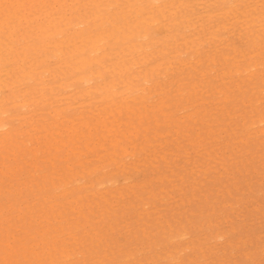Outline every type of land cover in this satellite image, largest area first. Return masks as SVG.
Returning a JSON list of instances; mask_svg holds the SVG:
<instances>
[{"label": "rangeland", "instance_id": "1", "mask_svg": "<svg viewBox=\"0 0 264 264\" xmlns=\"http://www.w3.org/2000/svg\"><path fill=\"white\" fill-rule=\"evenodd\" d=\"M181 1L189 5L188 10L196 11V14H193L194 20L190 26L181 28V32L171 33V35H177L176 41L171 38V35L169 36V32H166L163 26L157 28L160 32L158 31L159 34L156 37L159 39L153 46H150V51H154V53L147 63H143L149 70L152 65L157 68L152 75L151 89L148 90V94H152L136 99V102H128L132 109L124 106L110 107L109 104H105L107 102L102 100L98 92L87 91L89 83L78 81L71 87H63L66 89L60 88L59 82H55L56 84L52 82L47 73L43 76V79H46V85L55 87L52 94L58 93L59 96L50 95V89H47V96H52V98L49 100L39 99L44 102L37 101L36 105H32L37 109L35 115L29 119L32 126L26 121L27 118H24L27 115L25 108H20L18 113L22 118L13 120V126L21 132L17 139H13L15 144L13 141L6 142L5 146L0 148V264H4L10 259H13L15 264H27L30 262L29 260L31 262L28 264H32V262L34 264H39V262L40 264H46V262L47 264H71L70 262L77 264H264V131L258 130L260 124L253 123L259 111L264 113V84L261 78L264 73V35L257 36L258 21L255 25L251 21L246 23L249 17L247 18L244 13H239L238 17H234V12L244 11L246 5L244 3L248 1L251 4L254 0L237 1L240 8L239 10L233 9L234 12L231 11V8L228 9L232 5L229 0ZM204 1L209 3L207 7L204 6ZM261 3H264V0L254 2V6L260 7ZM57 6H54L55 9L58 8ZM236 7L238 5L234 8ZM180 8H183L182 5L176 7V9ZM207 9H209L208 12ZM210 11L212 16L207 17L205 14ZM220 12L222 13L220 14ZM199 15L204 16L197 22L196 30L200 32L197 35H191L190 33L194 29L190 28L193 27V23L197 21ZM200 23L203 25L200 26ZM260 32L262 31L260 30ZM212 34L215 35L212 36ZM196 37L199 39L196 40ZM252 37H255L254 41ZM178 40L180 41L177 42ZM192 40H196L195 43L198 44L186 48V45H192ZM199 40L202 41L199 42ZM174 47L182 51L180 58L173 57L181 52L172 53ZM193 49H198V51ZM248 53L253 54H251L252 58ZM50 57L47 65L54 68L57 65L56 58L53 55ZM234 57H239V59H233ZM195 58H197V62L194 60ZM179 59L187 61V65H181L182 61ZM248 60L256 61L259 68L256 75L253 74L249 78L247 73L254 70L255 67L242 71L250 63ZM169 61H173L172 65ZM149 63H152L151 67L148 66ZM160 63L162 66L159 69ZM166 63L168 64L165 65ZM105 65H109L108 60L105 61ZM94 67L96 68V65ZM196 67L197 69H195ZM235 67L240 69L239 72L234 69ZM5 69L10 70V64ZM106 76L111 78L108 73ZM170 77L172 80L169 79ZM121 79L119 78L118 81ZM177 82H181L182 85ZM121 85L122 82L116 86L118 91L122 90ZM20 87L29 90V85L25 80H22ZM155 90L157 91L154 92ZM11 92L13 91H10L8 87H4L0 94L11 96ZM192 93L196 94V97ZM71 94L72 100L62 98ZM186 96L187 98H185ZM222 96L227 98L224 99ZM37 98L35 96V99ZM69 101H71V106L65 108ZM139 103L140 105H138ZM158 104L161 107H158ZM257 105L260 107L256 110ZM89 108L95 109L96 112L91 114L88 111ZM105 108H107L106 112ZM111 108L113 109L112 114L110 113ZM56 109H62V117L69 116L72 119L63 118L61 119L63 121L58 123V119L54 117ZM163 110L165 113H161L164 112ZM82 111L84 113L78 116V113ZM97 111L101 112L100 115L103 117L97 115ZM106 114L107 116H105ZM113 114L117 119H114ZM82 116L87 118L88 125L83 123ZM103 118L106 124L104 125L102 122L101 126L100 119ZM81 119L83 124L80 123ZM112 120L113 122H111ZM207 120L210 123H207ZM243 120L244 122H242ZM70 121L72 126H70ZM156 121L159 123L156 124ZM54 122L58 124L55 125ZM125 122H129V124ZM168 122L169 124H167ZM44 123L45 128L42 127ZM110 123L111 126H109ZM131 123L133 125H130ZM143 125L144 127H142ZM67 126L69 127L66 128ZM78 126L79 128L74 129ZM100 126H107L110 131L114 126V128L119 126L123 130L120 128L119 131L112 130L113 133H111L106 127L101 128ZM40 127L41 129H39ZM47 128L49 131L53 128V131L48 132ZM54 128H58L59 131L57 129L55 131ZM80 129L83 131L80 132ZM88 130L91 134H88ZM38 133L41 135L39 136ZM73 133L78 136V139ZM105 134L109 136L106 137ZM54 135L59 139L56 138V140ZM115 135L118 137L115 138ZM201 135L203 139H201ZM29 137H33L32 140ZM37 137L38 140H36ZM60 139L65 144L59 142ZM102 139L105 141L103 142ZM28 140L31 142L29 143ZM112 142H116V144ZM133 142H136V146L132 145ZM55 144L57 147L60 145V148L58 149ZM84 144H87V147ZM91 144L92 147H89L88 145ZM67 145L76 150L72 151ZM28 146L31 150L28 149ZM124 146L130 151L135 147V150H132L134 156L124 157ZM47 149L50 150L47 151ZM34 151L37 153L35 154ZM99 151H101L100 155ZM110 154L116 160H112ZM97 155L101 159L97 158ZM155 156H157L156 159ZM80 159L83 162L78 161ZM50 160L51 163L53 161L52 164ZM104 160H109L111 163ZM138 160L141 162L137 164ZM32 161L33 164H31ZM76 161L78 162L76 163ZM115 161L117 162L115 163ZM35 165L36 168H34ZM10 167L13 170H10ZM117 168L119 169L117 170ZM111 170H113V174ZM52 174L55 175L52 176ZM63 183H67L66 187H71L72 190L69 191L67 188L65 191L62 190L64 187L60 184ZM77 185L81 187L79 186V188ZM227 190L231 193L229 194ZM73 196L76 199H73ZM81 200H83L82 203H80ZM106 208H110V210H106ZM89 209L93 210V213ZM121 210L123 211L121 212ZM48 213L49 215H47ZM87 216L88 218H86ZM47 217L49 218L47 219ZM90 224L92 225L90 226ZM93 225L94 227H92ZM111 225H113V229L110 228ZM170 230L172 232H169ZM143 233L148 234L144 235ZM183 234L189 235L184 236ZM176 236L177 240L174 238ZM18 238L24 240L20 241ZM51 241L56 247L51 246ZM22 243L27 249L29 245L32 249L36 248L35 251L40 256H36V253L34 255L35 251L30 250V247L28 250L30 253L32 252L31 255L27 249L23 250ZM59 245H62L63 248ZM64 246L66 247L64 248ZM73 248L74 250H72ZM38 249L40 250L37 251ZM47 249L50 252H47ZM53 249L54 251H52ZM68 249V253L71 255H68L67 258L65 254ZM23 251H26L25 255L28 257L23 256ZM72 253H76L75 257L72 256ZM93 253L95 254L91 256ZM43 255L46 256V259ZM33 256L37 261L39 257L45 261L35 262ZM48 258L52 261L57 260L59 263L50 262ZM68 261L70 262L68 263Z\"/></svg>", "mask_w": 264, "mask_h": 264}, {"label": "bare ground", "instance_id": "2", "mask_svg": "<svg viewBox=\"0 0 264 264\" xmlns=\"http://www.w3.org/2000/svg\"><path fill=\"white\" fill-rule=\"evenodd\" d=\"M230 1V5L228 9H232L231 11H233V9L239 10L240 6L239 4H237L236 2H242L239 0H229ZM178 2V4H177ZM187 2V1H186ZM254 2H258V0H254ZM254 2L250 4V2H246L244 4H246L244 7V11L240 12L237 11L236 13L234 12V17H238L239 13H244L245 16H247V18L249 17V19L246 20V23H248L249 21L254 22V25L257 23L258 21V27H259V32L257 36H260V34L264 35V3L259 4L260 7H255L254 6ZM236 5H233V4ZM58 4V6H57ZM204 6L207 7L209 5L208 2L204 1ZM3 5H5L3 7ZM182 5L183 8L180 9H176L177 6ZM236 8H234L235 6H237ZM256 5V4H255ZM54 6H57L58 8L55 9ZM188 4H184L183 1L181 0H0V93L2 92L4 87H8L10 89L11 92V96H6L5 94H0V148H2L3 146H5V143H9L12 142L13 139H17V136L19 135V133L21 131L18 130L17 127L13 126V120L15 119H21L22 117H19V113L18 111L20 110V108H25V112L27 113L26 116H24V118H27L26 121L29 122V119H31L33 117V115H35L36 112V108L33 107L32 105H36L37 101H42L44 102V100H49L52 98V96L48 97L47 96V89H50L49 93L50 95H58V93H53L55 87L53 86H47L46 84V79H43V76L47 73L50 76V79L52 82H59V87L63 88V87H71L73 85V83L75 82H85V83H89V88L87 91L91 92H98L101 97L102 100L104 102H107L105 104H109L110 107H115L117 106H124L126 108H130L131 106L129 105L128 102L133 101L136 102V99L138 100L139 98H145L148 95L151 96V94L149 93V89H151L152 86V75L154 74V72L157 70V68H155V66L152 65V63L148 66L152 68H150L151 70L145 68V65L143 64L144 62L147 63V60L150 58V56L154 53V51H150V46H153V44L155 43L156 40H158L159 38L156 37L159 31V29H157L159 26H163L166 30V32H169V36L171 35L172 32H181V28H185L187 26H190L194 20L193 14H196V11H193L192 9H187L188 8ZM234 6V7H232ZM257 6V5H256ZM223 9V8H222ZM207 12L209 11V9L206 10ZM213 11V10H212ZM222 11V10H221ZM227 12L229 10H226ZM225 11V12H226ZM222 12H220L221 14ZM257 13V15L255 16V14ZM207 17H211L212 13L211 11L207 14H205ZM230 15V14H229ZM225 16V15H224ZM197 21H194L193 23V27H191L190 29H194L192 30V32L190 33L191 35H197L200 31L196 30L198 25L197 22L199 21V19H203L204 16L203 15H199L197 16ZM208 19V18H207ZM203 25L200 23V26ZM255 28V27H254ZM162 29V28H161ZM160 29V30H161ZM196 30V31H195ZM260 30L262 32H260ZM160 32V31H159ZM165 32V33H166ZM183 34V33H182ZM253 34V33H252ZM185 35V34H184ZM182 35V36H184ZM215 34H212V36H214ZM165 37V36H164ZM167 37V36H166ZM186 37V35H185ZM185 37L183 38L185 41ZM194 37V36H193ZM171 38H174L173 40L176 41L177 35H171ZM253 38V37H252ZM260 38V37H259ZM192 39V38H191ZM195 39V37H194ZM199 39L196 37V40ZM255 37L253 38L254 41ZM172 40V41H173ZM196 40H192L191 41V46L186 45V48L189 47H194L196 46L198 43H195ZM174 41V42H175ZM180 40H178L177 42H179ZM202 40H199V42H201ZM177 42L175 43V45L177 44ZM187 44V41H186ZM170 46H172L171 44H169ZM180 45V43H179ZM175 48V47H174ZM185 48V49H186ZM158 49V48H157ZM166 49V47H165ZM217 49V48H216ZM239 49V48H238ZM164 50V49H163ZM194 50V49H193ZM178 52L181 51L178 48H175L173 50L172 53L174 52ZM194 51H198V49L194 50ZM214 51V50H213ZM186 52V51H184ZM181 52H178V54H176L175 58H180ZM237 53V52H236ZM242 53V52H241ZM171 54V53H170ZM252 53H248V55H251ZM53 55L56 58V63L57 65L54 68H51L50 66L47 65V62L49 60V58H51L50 56ZM155 55V54H154ZM232 55V54H231ZM253 55V54H252ZM252 55L250 58H252ZM130 56V57H127ZM215 56V55H214ZM224 56V55H223ZM193 58V57H192ZM199 58V57H198ZM237 58V57H236ZM235 57L233 59H236ZM109 61V65H105V61L107 60ZM173 59V58H172ZM197 58H195L194 60L197 62L196 60ZM239 59V57L237 58ZM169 60V59H168ZM171 60V58H170ZM261 60V59H260ZM179 61L181 65L186 64L187 65V61H183L182 59ZM209 61V60H208ZM215 61V59H214ZM213 61V62H214ZM220 61V60H219ZM170 64L173 61H169ZM199 62V61H198ZM248 62H250L247 67H245L244 65V69L242 71H245V69H249L250 67H255L254 70H250L247 73L248 78L251 77L253 74L256 75V71L259 70V68L257 67V63L256 61H251L248 60ZM11 66L10 70H6L5 67H7V65ZM162 63H160L157 67L160 69V67ZM168 63H166L165 65H167ZM189 64V63H188ZM236 64H238L236 62ZM94 65H96V68L94 67ZM144 65V66H142ZM164 65V64H163ZM172 65V64H171ZM240 65V64H239ZM184 66V65H183ZM210 66V65H209ZM101 67V69H100ZM257 67V68H256ZM144 68V69H143ZM183 68V67H182ZM212 68V67H211ZM171 69V68H170ZM194 69V67H193ZM197 69V67L195 68ZM235 70H238L239 72V68L236 69V67L234 68ZM5 70V72H3ZM166 70V69H164ZM168 70V67H167ZM209 70V69H208ZM106 73H108L109 76H111V78L106 76ZM10 74V75H9ZM168 74V73H167ZM240 74V73H239ZM4 75V76H3ZM6 75V77H5ZM115 75H118L117 77H114ZM108 78H106V77ZM155 76V75H154ZM64 77L65 80H62ZM119 78H122L121 81H118ZM161 78V77H160ZM262 81L264 84V73L262 74ZM167 79V78H166ZM171 79V77L169 78ZM22 80H25V82L28 83L29 85V90L28 89H24L21 86ZM172 80V79H171ZM187 80V79H186ZM195 80V79H194ZM122 82V90L118 91V88L116 87L118 84H121ZM181 82H177V84ZM56 84V83H55ZM80 84V83H79ZM197 84V83H195ZM198 85V84H197ZM191 86H192V82H191ZM175 87V86H174ZM87 88V87H86ZM170 88V87H169ZM179 88V86L177 87V89ZM195 88V87H194ZM66 89V88H63ZM166 89V88H165ZM188 89V88H186ZM169 90V89H168ZM213 90V89H212ZM211 90V91H212ZM220 90V89H218ZM222 90V89H221ZM220 90V91H221ZM264 90V89H263ZM84 91V90H83ZM86 91V92H87ZM157 90H155L154 92H156ZM160 91V90H159ZM158 91V92H159ZM180 92H182L181 90H179ZM192 91V90H189ZM195 91V90H194ZM203 91V90H202ZM163 92V91H162ZM209 92V91H208ZM262 92V91H260ZM9 93V92H8ZM174 93V92H173ZM186 93V92H185ZM195 93V92H194ZM192 93V94H194ZM207 93V92H205ZM60 94V93H59ZM64 94V93H63ZM191 94V95H192ZM209 94V93H208ZM75 95V94H74ZM154 95V94H153ZM182 95V94H180ZM196 97V94H194ZM35 96H37L38 98L35 99ZM59 96V95H58ZM65 96V95H64ZM149 96V97H150ZM168 96H170L168 94ZM200 96V95H198ZM54 97V96H53ZM57 97V96H56ZM74 97V96H73ZM182 97V96H181ZM223 97V96H222ZM66 100H72V94L71 95H67L66 97H62ZM187 98V96L185 97ZM224 99H226L227 97H223ZM39 99H44V100H39ZM57 100V99H56ZM143 100V99H142ZM150 100V99H149ZM200 100V99H199ZM204 100V99H203ZM246 101V100H245ZM50 103H53L51 101H49ZM68 103V102H67ZM122 103H126V104H122ZM148 103H150V101H148ZM163 103V102H161ZM145 104V103H144ZM156 104V103H154ZM190 104V103H189ZM67 105V104H66ZM69 105L71 106V101H69L68 105L65 108H69ZM136 105V103H135ZM140 105V103L138 104ZM143 105V104H142ZM164 105V104H163ZM177 105V104H176ZM134 106V105H133ZM145 106V105H143ZM158 107H161L159 104L157 105ZM156 106V109H158ZM96 107V104H95ZM136 107L138 108L139 106L136 105ZM148 108L152 109L151 107L147 106ZM225 107V106H224ZM260 105L256 106V110L257 108H259ZM55 109V106L53 107ZM92 108V107H91ZM89 108V109H91ZM116 108V109H117ZM154 108V107H153ZM59 109V108H58ZM64 109V108H63ZM88 111L92 114L96 111H94L95 109H91ZM105 108V112H106ZM115 109V110H116ZM132 109V107L130 108ZM155 109V108H154ZM182 109V107H181ZM39 110V109H38ZM110 110V109H109ZM138 110H140V108H138ZM146 110V107H145ZM117 111H119L117 109ZM132 111V110H130ZM162 111V110H161ZM164 111V110H163ZM206 111V110H204ZM104 112V113H105ZM109 112V111H108ZM113 112V109L111 108V114ZM140 112V111H139ZM147 112V111H146ZM229 112V111H228ZM84 113L79 112L78 116L80 114ZM101 112L97 111V115H100ZM120 113V111H119ZM118 113V114H119ZM153 113V112H152ZM161 113H165L161 112ZM203 113V112H202ZM253 113V112H252ZM89 114V113H86ZM188 114V113H187ZM190 114V113H189ZM188 114V115H189ZM76 115V114H74ZM73 115V116H74ZM90 115V114H89ZM96 115V114H95ZM93 115V116H95ZM129 115V114H128ZM146 115V113H145ZM194 115V114H193ZM192 115V116H193ZM201 115V114H200ZM63 116V111L62 109L55 111L54 117L55 119H58L57 122L59 123L60 121H63L61 119L63 118H68L67 116L62 117ZM107 116V114L105 115ZM130 116V115H129ZM132 116V115H131ZM147 116V115H146ZM191 116V117H192ZM216 116V115H215ZM37 117V116H35ZM39 117V116H38ZM41 117V116H40ZM76 117V116H75ZM103 117V116H102ZM101 117V118H102ZM110 117V116H108ZM113 117L114 114H113ZM113 117L111 119H113ZM134 117V116H133ZM155 117V116H154ZM164 117V116H163ZM185 117V116H184ZM189 117V116H188ZM207 117V116H206ZM213 117V116H212ZM241 117V116H240ZM239 117V118H240ZM44 118V117H43ZM84 119V122L80 121V123H85L86 125L89 124V122L87 121V118H84L83 116L81 117ZM92 118V117H91ZM96 118V117H95ZM169 118V117H167ZM245 118V116H244ZM60 119V120H59ZM68 119H72V117L68 118ZM97 119V118H96ZM108 119V118H106ZM114 119H117L116 117ZM122 119V118H121ZM165 119V118H164ZM237 119V118H236ZM38 120V119H36ZM99 120V119H98ZM110 120V119H109ZM194 120V118H193ZM241 120V119H240ZM253 120V119H252ZM93 121V120H92ZM101 126H102V122L104 123L105 119H100ZM119 121V120H117ZM116 121V122H117ZM124 121V120H122ZM126 121V120H125ZM128 121V120H127ZM195 121V120H194ZM40 122V121H39ZM52 122V121H51ZM54 122L55 125H57L58 123ZM73 122V120H72ZM96 122V120H95ZM106 122V121H105ZM113 122V120L111 121ZM132 122V121H131ZM134 122V121H133ZM202 122V121H201ZM207 123L210 121H206ZM212 122V121H211ZM244 122V120L242 121ZM251 122V121H250ZM71 123V121H70ZM82 123V124H83ZM120 123V122H118ZM128 123L129 122H125ZM156 124L159 123V121L155 122ZM163 123V122H162ZM253 123H258L260 124V129H258L259 131H264V113L262 112H258L256 119L253 120ZM263 123V124H261ZM22 124V123H21ZM106 123H104L105 125ZM169 124V122L167 123ZM178 124V123H177ZM252 124V123H251ZM29 125L32 126V122H29ZM44 127L45 123L42 124ZM73 124L71 123L70 126H72ZM79 125V124H78ZM85 125V126H86ZM120 125V124H119ZM130 125H133V123H131ZM237 125V123H236ZM248 125V124H247ZM255 125V124H254ZM34 126V124H33ZM76 126V125H75ZM100 126V127H101ZM111 126V123L110 125ZM113 126V125H112ZM148 126V125H147ZM36 127V126H34ZM33 127V128H34ZM46 127V126H45ZM44 127V128H45ZM52 127V126H49ZM54 127V126H53ZM69 126H67L66 128H68ZM82 127V126H81ZM94 127H96L94 125ZM104 128L107 126H103ZM101 127V128H103ZM115 127V126H114ZM112 128L111 129V133L112 130L119 131V129L121 127H117V128ZM144 127V125L142 126ZM251 127V126H250ZM43 128V129H44ZM79 128L76 127L74 129ZM126 128V127H124ZM134 128L137 129V127L134 126ZM156 128V127H155ZM38 129V126H37ZM41 129V127L39 128ZM53 131L51 128V131ZM56 129L58 130V128H54V130L56 131ZM70 130L72 129L69 128ZM97 129V128H95ZM122 129V128H121ZM127 129V128H126ZM146 129V127H145ZM148 129V127H147ZM172 129V128H171ZM211 129V128H209ZM214 129V128H213ZM68 130V131H70ZM89 130L90 127H89ZM88 130V131H89ZM107 130V131H108ZM123 130V129H122ZM132 130V129H131ZM140 130V129H139ZM179 130V129H178ZM257 130V131H258ZM59 131V130H58ZM63 131V130H62ZM83 130L80 129V132H82ZM125 131V130H124ZM127 131L129 132V130L127 129ZM133 131V130H132ZM214 131V130H213ZM251 133V130H249ZM23 132V129H22ZM46 132V131H45ZM103 132V131H102ZM123 132V131H122ZM155 132H159V131H155ZM169 132V130H168ZM25 133V132H24ZM44 133V131H43ZM59 133V132H58ZM61 133V131H60ZM71 133V132H69ZM75 133V131H74ZM73 133V134H74ZM87 133V132H86ZM91 134V132L89 131L88 134ZM109 133V132H108ZM118 133V132H117ZM116 133V134H117ZM126 133V132H124ZM130 133H133L130 131ZM138 133V132H137ZM177 133V131H176ZM264 133V132H263ZM36 134V133H35ZM52 134V133H51ZM84 134V133H83ZM100 134V132H99ZM161 134V133H160ZM199 134V133H198ZM27 135V134H26ZM25 135V136H26ZM38 135L40 136L41 134L38 133ZM53 135V134H52ZM68 135V134H67ZM75 135V134H74ZM130 135V134H129ZM135 135V132H134ZM133 135V136H134ZM163 135V134H162ZM197 135V134H196ZM209 135V134H208ZM23 136V135H21ZM29 136V135H28ZM48 136V135H47ZM76 136V135H75ZM102 136V135H101ZM106 136V134H105ZM109 136V135H107ZM106 136V137H107ZM117 135H115V138ZM126 136V134H125ZM137 136V134H136ZM147 136V135H146ZM202 136V135H201ZM43 137V136H42ZM41 137V138H42ZM55 137V135H54ZM53 137V138H54ZM61 137V136H60ZM78 136H76L77 138ZM96 137V136H95ZM103 137V138H106ZM112 137V136H111ZM193 137V136H190ZM241 137V136H240ZM33 138V137H32ZM31 137H29V139L32 140ZM52 138V137H51ZM58 137H55V139ZM70 138H74V137H70ZM97 138V137H96ZM95 138V139H96ZM129 139V137H127ZM146 138V137H145ZM148 138V137H147ZM194 138V137H193ZM198 138V137H197ZM206 138V137H205ZM19 139V138H18ZM24 139V138H23ZM43 139V138H42ZM54 139V140H55ZM59 139V138H58ZM66 140V138H64ZM68 139V138H67ZM78 139V138H77ZM111 139V138H110ZM136 139V138H135ZM134 139V140H135ZM177 139V137H176ZM203 139V136L202 138ZM237 139V138H235ZM36 140H38V137L36 138ZM40 140V139H39ZM50 140V139H49ZM48 140V141H49ZM57 140V139H56ZM108 140V139H107ZM112 140V139H111ZM110 140V141H111ZM117 140V139H116ZM121 140V138H120ZM139 141V139H137ZM141 140V139H140ZM208 140V139H207ZM21 141L22 138H21ZM29 141V140H28ZM73 141V140H72ZM87 141H90L87 139ZM99 141V140H98ZM97 141V142H98ZM103 141V139H102ZM105 141V140H104ZM103 141V142H104ZM127 141V140H126ZM136 141V140H135ZM158 141V140H157ZM226 141V140H225ZM31 141H29L30 143ZM43 142V141H42ZM59 142H63V144H65L64 141H62L60 139ZM74 142V141H73ZM101 142V141H100ZM132 142V141H129ZM160 142V141H159ZM24 143V142H23ZM26 143V142H25ZM45 143V142H44ZM50 143H53L50 141ZM85 143V142H84ZM94 143V142H93ZM102 143V142H101ZM100 143V144H101ZM115 143L116 142H112ZM126 143V142H125ZM136 143V142H135ZM135 143L133 142V146L135 145ZM150 143V142H149ZM13 144H15V141H13ZM57 144V143H56ZM55 144V145H56ZM79 144V143H77ZM88 144V143H87ZM87 144H84L85 146ZM99 144V147H100ZM157 144V142H156ZM168 144V143H166ZM202 144V143H201ZM32 145V144H31ZM34 145V144H33ZM36 145V143H35ZM80 145V144H79ZM103 145V143L101 144ZM126 145V144H125ZM131 145V144H129ZM160 145V144H159ZM46 146H48L46 144ZM52 146V144H51ZM68 147L70 145H67ZM89 147H92L91 145H88ZM118 146V145H117ZM136 146V145H135ZM162 146V145H161ZM160 146V147H161ZM203 146V145H202ZM11 147V146H10ZM30 148V146H28ZM34 147V146H33ZM57 147V145H56ZM87 147V146H86ZM103 147V146H102ZM105 147V146H104ZM115 146L113 145V148ZM120 147V146H119ZM143 147V144H142ZM141 147V149H142ZM27 148V146H26ZM38 148V147H37ZM58 149L60 148L57 147ZM66 148V147H65ZM70 148V147H69ZM135 148V147H134ZM133 148V149H134ZM150 148V147H149ZM8 149V148H7ZM13 149V148H12ZM39 149V148H38ZM73 151V147L70 148ZM78 149V148H77ZM82 149V148H81ZM89 149V148H88ZM103 149V148H102ZM132 149V150H133ZM1 150V149H0ZM34 150H36L34 148ZM50 149H47V151ZM76 149H74L75 151ZM91 150V148H90ZM111 151H114L113 149H110ZM109 150V152H110ZM130 151L126 146H124V157H131L134 156L133 151ZM135 150V149H134ZM83 151V150H82ZM106 151V150H105ZM147 151V150H144ZM165 151V149H164ZM16 152V151H14ZM85 152V151H83ZM104 152V151H103ZM108 152V151H107ZM148 152V151H147ZM158 152V151H157ZM227 152V151H226ZM34 153L36 154L37 152L34 151ZM40 153V150H39ZM78 153V152H77ZM87 153V152H86ZM85 153V154H86ZM101 151H99V155H100ZM150 153V152H149ZM154 153V152H153ZM76 154V153H75ZM97 154V152H96ZM118 154V153H117ZM158 154H160V152H158ZM31 155V154H30ZM77 155V154H76ZM81 155V154H80ZM97 155L99 158L100 156ZM111 158L112 160H116L113 159L114 157ZM119 155V154H118ZM146 155V154H145ZM164 155V154H162ZM161 155V157H162ZM107 156V155H106ZM137 157V156H136ZM152 157V156H151ZM33 158V157H32ZM44 158V157H43ZM66 158V157H65ZM79 158V157H78ZM116 158V157H115ZM138 158H140L138 156ZM147 158V157H146ZM155 159L157 158V156L154 157ZM164 158V157H163ZM101 159V157L99 158ZM103 159V158H102ZM110 159V158H109ZM149 159V158H148ZM165 160H167V158H164ZM47 160V159H46ZM144 160V159H143ZM142 160V162H143ZM83 162V160H78ZM76 161V163L78 162ZM105 161V160H104ZM103 161V162H104ZM109 161V160H106ZM105 161V162H106ZM79 162V163H81ZM110 162V161H109ZM117 161H115L116 163ZM137 164L138 162L141 161H136ZM151 163H153L152 161H150ZM51 163V160H50ZM53 163V161H52ZM51 163V164H52ZM99 163V162H98ZM111 163V162H110ZM109 163V164H110ZM119 163V162H118ZM147 163V162H146ZM169 163V162H168ZM33 164V161L32 163ZM84 164V163H81ZM108 164V166H109ZM102 165V164H101ZM120 166V164H118ZM140 165V164H139ZM91 166H95V165H91ZM113 166V165H112ZM138 166V165H137ZM40 167V166H39ZM68 167V166H67ZM87 167V166H86ZM85 167V168H86ZM107 167V166H106ZM36 168V165L35 167ZM123 168V167H122ZM135 168H139V167H135ZM13 170V168L10 167V170ZM17 169V168H15ZM39 169V168H38ZM53 168H51L52 170ZM82 169V168H81ZM84 169V168H83ZM102 169V168H101ZM100 169V170H101ZM119 168H117L118 170ZM158 169V168H157ZM54 170V169H53ZM103 170V169H102ZM114 170V169H113ZM113 170L112 174H113ZM40 171V170H39ZM75 171H77L75 169ZM12 172V171H11ZM14 172V171H13ZM34 172V171H33ZM82 172V171H81ZM87 172V171H86ZM95 172V171H94ZM115 172V171H114ZM139 172V171H138ZM137 172V173H138ZM32 173V172H31ZM83 173V172H82ZM88 173V172H87ZM84 174V173H83ZM80 173V175H83ZM96 175V173H93ZM108 174V172H107ZM121 174V172H120ZM55 175V174H54ZM52 174V176H54ZM60 175V174H59ZM73 176V174H72ZM105 176V175H104ZM117 176V175H116ZM128 176V175H127ZM161 176V175H160ZM69 177V176H68ZM96 177V176H95ZM76 178V177H75ZM74 178V179H75ZM120 178V177H119ZM53 180V177L51 178ZM70 179V178H69ZM77 179V178H76ZM75 179V180H76ZM125 179V178H124ZM162 179V177H161ZM68 180V179H67ZM79 180V179H78ZM77 180V181H78ZM113 180V179H112ZM64 181V178H63ZM62 181V182H63ZM71 181V180H69ZM68 181V182H69ZM81 181V180H80ZM145 181V180H144ZM110 182V181H109ZM131 182V181H130ZM116 183V182H115ZM143 183V182H142ZM224 183V182H223ZM58 184V183H57ZM66 184L67 183H63L60 184V186L64 187V189L62 190H66ZM86 184V183H83ZM105 184V181H104ZM146 184V183H145ZM53 186L55 187V184L53 183ZM80 186V185H79ZM77 185V187H79ZM114 186V185H113ZM117 186V185H116ZM115 186V187H116ZM81 187V186H80ZM79 187V188H80ZM111 187V186H110ZM71 188V187H70ZM67 188L69 189V191L72 190V188ZM75 188V187H73ZM114 188V187H112ZM117 188V187H116ZM132 188V187H131ZM144 188V186H143ZM150 188V187H149ZM148 188V189H149ZM56 189H59L56 187ZM77 189V188H76ZM134 189V188H132ZM164 189V188H163ZM150 190V189H149ZM229 190V189H228ZM227 190V191H228ZM68 191V190H67ZM76 191V190H74ZM80 191V190H79ZM134 191V190H133ZM153 192V191H152ZM229 192V191H228ZM65 193V192H64ZM134 193V192H133ZM231 192H229L230 194ZM81 194V193H80ZM93 194V192H92ZM148 194V193H147ZM193 194V193H192ZM77 197H78V192H77ZM87 195V194H86ZM104 195V194H103ZM82 196V194H81ZM85 196V195H84ZM51 197V196H49ZM80 197V196H79ZM87 197V196H85ZM124 197V196H123ZM141 197V196H140ZM75 198V196H73V199ZM82 198V197H80ZM102 198V197H101ZM104 198V196H103ZM142 198V197H141ZM76 199V198H75ZM136 200V199H135ZM76 201V200H75ZM83 200H81L80 203H82ZM96 201V200H95ZM105 201H107V199H105ZM71 204V201H69ZM77 202V201H76ZM90 202V201H89ZM98 202V201H97ZM108 202V201H107ZM112 202V200H111ZM123 202V201H121ZM120 202V204H121ZM134 202V201H133ZM86 203V202H85ZM114 203V202H113ZM111 203V204H113ZM118 203V202H117ZM89 204V203H88ZM93 204V203H92ZM109 204V203H108ZM83 205V204H82ZM87 205V204H86ZM98 205V203H97ZM133 205V204H132ZM112 206V205H110ZM104 207V206H103ZM116 207V206H114ZM121 207V206H120ZM127 207V206H126ZM145 207V206H144ZM102 208V207H101ZM100 208V210H101ZM233 208V207H232ZM52 209V208H51ZM104 209V208H103ZM110 210V208H108ZM106 208V210H108ZM127 209V208H126ZM125 209V210H126ZM90 212L93 213V210L91 211L89 209ZM104 211V210H103ZM102 211V212H103ZM123 210H121L122 212ZM78 212V211H77ZM89 212V213H90ZM95 212V211H94ZM101 212V211H100ZM107 212V211H106ZM114 212V211H113ZM116 212V211H115ZM114 212V213H115ZM46 213V212H45ZM82 213V212H80ZM109 213V212H108ZM79 214V212H78ZM83 214V213H82ZM49 215V213L47 214ZM102 215V213H101ZM139 215V213H138ZM46 216V215H45ZM84 216H86V214H84ZM142 216V215H140ZM109 217H110V213H109ZM49 217H47L48 219ZM88 218V216L86 217ZM123 218V217H122ZM157 219V218H156ZM51 220V219H49ZM48 220V221H49ZM116 220V219H115ZM66 221V219H65ZM88 222V220H86ZM158 221V219L156 220ZM82 222V221H81ZM111 222V221H110ZM168 225L169 224V221ZM66 223V222H65ZM64 223V224H65ZM71 223V222H70ZM83 223V222H82ZM89 223V222H88ZM87 223V224H88ZM174 223V222H173ZM62 224V223H59ZM72 224V223H71ZM86 224V225H87ZM105 224V223H104ZM176 224V222H175ZM85 225V226H86ZM92 224H90L91 226ZM68 226V225H67ZM101 226V224H100ZM99 226V227H100ZM113 225L110 226V228H112ZM191 226V225H190ZM72 227V226H71ZM94 227V225L92 226ZM62 228V227H61ZM160 228V227H159ZM178 228V227H177ZM200 228V226H199ZM49 229V228H48ZM101 229V228H100ZM113 229V228H112ZM145 229V228H144ZM158 229V227H157ZM164 229V227H163ZM185 229V228H184ZM84 230V229H83ZM165 230V229H164ZM186 230V229H185ZM49 231V230H48ZM93 231H95V229H93ZM148 231V229H147ZM178 231V229H177ZM153 232V231H151ZM169 232H172L171 230ZM68 233V232H67ZM184 233V232H183ZM217 233V231H216ZM224 233V232H222ZM33 234V233H32ZM90 234V233H88ZM97 234V233H96ZM94 234L95 237H97V235ZM144 234V233H143ZM148 233H145L144 235H147ZM218 234V233H217ZM51 235V234H49ZM60 235V234H59ZM77 235V234H76ZM100 235H102L100 233ZM162 235H165V233ZM184 236H187L185 234H183ZM221 235V234H219ZM223 235V234H222ZM73 236V235H72ZM93 236V235H92ZM153 236V235H152ZM175 236V235H174ZM183 236V237H184ZM224 236V235H223ZM50 237V236H49ZM53 237V236H52ZM56 237V236H55ZM54 237V238H55ZM61 237V236H60ZM81 237V236H80ZM85 237V236H83ZM155 237V236H154ZM169 237V236H168ZM167 237V238H168ZM179 237V236H178ZM53 238V239H54ZM59 238V236H58ZM74 238V236H73ZM86 238V237H85ZM93 238V237H92ZM175 239L177 238L174 237ZM220 238V237H219ZM19 239V238H18ZM65 239V238H63ZM82 239V238H81ZM88 239V238H87ZM98 239L100 240V238L98 237ZM147 239V238H146ZM172 239V238H170ZM169 239V240H170ZM188 239V238H187ZM20 240V239H19ZM24 240V239H23ZM20 240V241H23ZM56 240V238H55ZM74 240H76L74 238ZM84 240V239H82ZM93 240V239H92ZM91 240V241H92ZM177 240V239H176ZM220 240V239H218ZM58 241V240H57ZM61 241V240H60ZM87 241V240H86ZM192 241V240H191ZM228 241V240H227ZM37 242V241H36ZM35 242V243H36ZM52 244L51 246H54L53 241H51ZM171 242V240H170ZM177 242V241H176ZM67 243V241H66ZM96 243H98V241H96ZM230 243V241H229ZM9 244V242H8ZM23 244V243H22ZM29 245V244H28ZM40 245V243H39ZM189 245V244H188ZM10 246V245H9ZM24 247V244L21 245ZM36 246L37 243H36ZM35 246V247H36ZM42 246V245H41ZM60 247L62 245H59ZM187 246V244H186ZM13 247V246H12ZM10 247V248H12ZM30 245L28 246L29 249ZM34 247V245H33ZM66 246H64L65 248ZM76 247V246H75ZM95 247V246H94ZM15 248V246L13 247ZM12 248V249H13ZM31 248V247H30ZM42 248V247H41ZM47 248V247H46ZM63 248V247H61ZM93 248V247H92ZM147 248V247H146ZM145 248V249H146ZM171 248V247H170ZM234 248V247H233ZM27 249V247L23 248ZM27 251L29 252L30 250L35 251V249H30ZM94 249V248H93ZM92 249V250H93ZM172 249V248H171ZM175 249V248H174ZM14 250V249H13ZM40 249H38L37 251H39ZM45 250V249H44ZM47 252H50L49 249H47ZM74 250V248L72 249ZM166 250V248H165ZM177 250V249H176ZM15 251V250H14ZM21 251V250H20ZM42 251V250H41ZM40 251V252H41ZM54 251V249L52 250ZM61 253V250H59ZM142 251V249H141ZM217 251V250H216ZM26 252V251H25ZM25 252L23 251L24 255L23 256H27L25 255ZM39 252V253H40ZM45 252V251H44ZM64 251H62L63 253ZM69 249L63 254L67 255L65 257L68 258V255H71L68 253ZM127 252V251H126ZM133 252V251H132ZM169 252V251H168ZM167 252V253H168ZM264 252V250H263ZM36 256H40L39 254L37 255V252L35 251L33 254ZM170 253V252H169ZM29 254L31 255L32 252ZM42 254V253H41ZM54 254V252H53ZM72 253V256L75 257V254ZM91 254V253H90ZM89 254V255H90ZM95 253H93L91 256H93ZM97 254V253H96ZM158 254V252H157ZM172 254V253H171ZM131 255V254H129ZM127 255V256H129ZM133 255V254H132ZM179 255V254H178ZM12 256V255H11ZM44 256V255H43ZM49 256V255H48ZM62 256V255H61ZM60 256V257H61ZM78 256V253H77ZM126 256V257H127ZM159 256V254H158ZM163 256V255H162ZM13 257V256H12ZM11 257V258H12ZM28 257V256H27ZM34 257V256H33ZM57 257V256H55ZM125 257V258H126ZM181 258V255L179 256ZM26 258V257H23ZM38 258V257H37ZM44 258L46 259V256H44ZM62 258V257H61ZM61 258H57V259H61ZM73 258V257H72ZM71 258V259H72ZM90 258V257H89ZM92 259H94V257H91ZM96 258V257H95ZM129 258V257H128ZM133 258V257H132ZM154 258V257H152ZM172 258V257H171ZM9 259V258H7ZM6 259V260H7ZM33 259V258H32ZM42 259V257H39L40 261ZM80 259V258H79ZM97 259V258H96ZM149 259V258H148ZM146 259L147 261H150ZM155 259V258H154ZM163 259V258H162ZM175 259V258H174ZM177 259V258H176ZM13 259H10V261H5L6 263L4 264H15L12 261ZM17 261V259H15ZM14 260V261H15ZM49 260V258H48ZM76 260V259H75ZM91 260V259H90ZM98 260V259H97ZM126 260V259H125ZM191 260V258H190ZM205 260V259H204ZM31 262V260H29ZM34 261L36 262L37 260L34 257ZM37 261V262H38ZM42 261V260H41ZM45 261V260H43ZM42 261V262H43ZM50 262H54L57 260H49ZM62 261V260H61ZM64 261V259H63ZM103 261V260H102ZM172 261V260H171ZM177 262V260H175ZM173 261V262H175ZM28 262V263H30ZM41 262V263H42ZM70 261H68L69 263ZM101 262V261H100ZM142 262V260H141ZM144 262V261H143ZM153 262V260H152ZM179 262V261H178ZM182 262V261H181ZM201 262V261H200ZM27 263V264H28ZM59 263V262H57ZM71 264L76 263V262H70ZM151 263V262H150ZM32 264H34L32 262ZM38 264V263H37ZM40 264V262H39ZM47 264V262H46ZM77 264V263H76ZM79 264V263H78ZM131 264V263H128ZM170 264V263H169ZM182 264V263H181ZM184 264V263H183Z\"/></svg>", "mask_w": 264, "mask_h": 264}]
</instances>
